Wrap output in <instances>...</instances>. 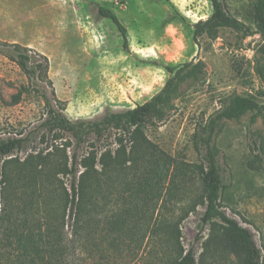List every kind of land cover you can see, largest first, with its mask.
Masks as SVG:
<instances>
[{"label":"rangeland","instance_id":"rangeland-1","mask_svg":"<svg viewBox=\"0 0 264 264\" xmlns=\"http://www.w3.org/2000/svg\"><path fill=\"white\" fill-rule=\"evenodd\" d=\"M225 1L246 31L224 29L211 40L194 37V25L213 13L210 0H0V41L48 58L54 89L45 88L65 102L64 114L73 121L97 120L107 111L143 104L170 78L166 66L199 65L165 118L148 126L146 135L171 155L201 165L203 156L194 146L199 125L238 95L252 96L264 105V37L255 31L253 0ZM99 6L117 14L127 29V44L111 20L99 17ZM24 85L30 86L27 75L0 55V140L29 137L9 159L24 162L31 155L54 153L71 162L74 152L83 157L92 143L100 151L118 148L114 135L101 141L92 135L77 148L76 140L61 132L62 140L55 142L42 127L48 112L39 90L31 86L20 103L15 102ZM253 118L248 113L222 123L215 146L225 184L223 210L253 232L264 260V115ZM67 141L72 143L68 148ZM55 143L62 149L55 150ZM71 178L56 174L50 185L54 208L71 199ZM203 192L198 176L185 195L166 196L149 206L141 199L131 203L129 192L119 195L100 185L93 192V204H83L78 223L68 205L65 264H170L190 249L197 264H240L221 239L223 222L216 219L202 226ZM19 193L20 189L14 193L15 205ZM5 204L0 194V214ZM135 204L146 215L130 236L128 231L120 235L117 220L126 218Z\"/></svg>","mask_w":264,"mask_h":264},{"label":"trees","instance_id":"trees-1","mask_svg":"<svg viewBox=\"0 0 264 264\" xmlns=\"http://www.w3.org/2000/svg\"><path fill=\"white\" fill-rule=\"evenodd\" d=\"M210 1L213 13L194 25L195 39L207 37L216 40L224 29L246 31L245 25L230 11L225 0ZM251 10L255 31L264 37V0H253ZM97 13L101 19L111 20L118 27L127 44V29L117 14L105 6H99ZM0 55L16 63L30 81V86H22L15 96L17 104L31 86L33 90H39L48 112L42 127L47 134L53 135L55 142L62 140L61 132H68L76 140L77 148L92 135L96 141L114 135L118 144L115 150L106 148L100 151L92 143L85 156L79 157L74 152L71 162L68 156L62 161L54 153L31 155L21 162L9 157L22 150L29 137L0 140V194L6 203L0 214V264H65L64 229L68 205L71 204V217L77 216L78 223L83 204H93V192L100 185L108 191H117L119 195L129 192L131 203L141 199L145 205L153 206L166 196L173 199L178 193L185 195L188 185L198 176L204 191L202 205L206 207L202 226L221 220L224 224L221 239L238 256L239 263L264 264L263 252L253 232L223 210L225 184L215 146L222 123L240 119L248 113L254 114L253 121L264 115V105L256 98L235 96L206 123L199 125L194 134V146L202 154L203 164L196 165L171 155L152 142L146 135V128L165 118V112L173 106L181 86L196 77L199 65L166 66L170 78L159 93L143 104L119 112L107 111L97 120L73 121L64 114L65 102L57 99L55 92L51 97L45 88L54 89L48 75L47 57L20 44L1 41ZM58 145L55 143V150L62 149ZM71 145V141L65 142L66 148ZM81 168L84 169L82 173ZM59 173L71 175L72 195L61 208H54L55 191L50 185ZM38 185L44 188L38 190ZM18 189L20 193L16 201L19 203L15 205L14 193ZM196 206L194 204L193 208ZM144 212L139 204H135L128 210L126 218H118L120 235L126 236L128 231L130 236L138 223L141 224L146 215ZM128 217L131 218L130 225ZM170 264H197L194 250L190 249Z\"/></svg>","mask_w":264,"mask_h":264}]
</instances>
